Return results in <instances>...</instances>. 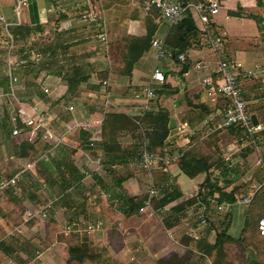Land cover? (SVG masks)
<instances>
[{"label":"crops","instance_id":"obj_1","mask_svg":"<svg viewBox=\"0 0 264 264\" xmlns=\"http://www.w3.org/2000/svg\"><path fill=\"white\" fill-rule=\"evenodd\" d=\"M114 1L28 0L17 21L13 13L15 0H0V15L13 22L9 31L15 39L9 59L0 47L5 52L6 67L10 61L12 71L18 77L14 86L17 100L12 110L30 114V107L36 106L43 123L42 127H33L34 130L21 135H10L12 145L15 148L22 141L34 142L39 130L41 139L53 152L52 158L58 162L72 160L85 174L78 187L67 189L58 198L55 196L56 183L52 182L54 185L50 186L43 183L36 173V165L26 169L27 179L23 175L19 180L22 186L19 185L14 192L18 205L22 199L25 208H37L39 206L34 207L29 200V194H46L49 190L53 207L49 211V219L25 222V208L22 210L12 205L11 209L21 215L20 223L14 227L5 215L7 212L0 213V264H65L67 244L58 238L66 237L62 234L64 227L77 221L78 215L71 214L64 203L84 200L80 198L78 188L89 197L85 205L87 218L92 216L103 223L101 230L86 234L88 241L92 248L106 247L120 264L127 263L134 256V251L145 255L144 258L142 254L136 257L139 264L149 263L143 262L144 259L155 264L158 258H168L175 253L187 255V249L211 262V257L205 252L215 239V231H203L198 235L200 227L191 225L188 220L193 209L186 208L179 215L172 209L196 194L206 177V171L198 163L189 162L187 172L182 171L179 167L182 158H208L211 178L219 185H226L227 190L239 186L236 191L238 199L231 203L230 233L233 236L240 234L248 204L244 199L251 194L249 186L255 185L257 174H254L264 168V0L221 2L218 13L208 23L209 31L221 38L216 52L204 44V39L192 41L184 53L185 61L181 63L158 60L156 50L151 46L133 65L131 77L121 76L117 71L122 66L126 38L144 34L145 20L151 17L144 13L131 15L126 7L129 4L124 3L128 0L112 3ZM121 5L125 10L120 9ZM85 13H89L93 20ZM152 19L151 24H156L153 39L164 41L171 26L161 17ZM102 25L105 26L107 49L105 42L98 37ZM225 58L241 63L238 70L244 73L240 75L243 96L248 111L258 119L255 140L241 137L239 127L216 128L223 119L225 104L214 94H207L202 80L212 76L218 62ZM155 66L163 72L162 83L150 80ZM105 70L109 72L110 87L107 90L102 87V80L97 79L98 74ZM5 74L6 68L0 80L4 89ZM69 80L75 83L71 92H68ZM149 82L155 97L150 108L144 110L143 100L137 94ZM44 88L48 89L47 93H44ZM131 88L134 93L128 95ZM104 95H108L109 111L116 109L129 115H140L162 110L168 116L169 132L163 152L173 160L155 167L150 177L143 175L148 183L153 182V178L161 182V192L165 190L167 193L174 187L178 196L157 210L152 208L150 214L139 212L140 217L127 216L120 207L122 196L141 193L142 177L136 173L135 165L137 162L140 166V153L135 156L134 151H129L134 148V141L130 136H124L118 140L125 151L126 162H108L110 153H105L101 144L102 122L96 121L103 115L96 106L101 104ZM43 96L49 101H43ZM60 98L68 100L67 104L62 106V101L57 102ZM68 105H73L72 111L67 109ZM72 120L90 123L84 128L65 132L64 125ZM7 141L5 137L0 138L2 148L7 146ZM110 141L113 142V138ZM259 147L263 151L257 159L253 150ZM11 156L12 153L7 158ZM28 162L31 161L22 162V165ZM247 180H252L250 185H244ZM147 190H142L145 196ZM96 196L98 200H93L92 197ZM4 197L11 202L10 198ZM184 234L192 237L186 246L180 242ZM10 235L12 237L8 238ZM197 244L199 249L194 247Z\"/></svg>","mask_w":264,"mask_h":264},{"label":"trees","instance_id":"obj_2","mask_svg":"<svg viewBox=\"0 0 264 264\" xmlns=\"http://www.w3.org/2000/svg\"><path fill=\"white\" fill-rule=\"evenodd\" d=\"M187 1L189 0H185L184 2ZM197 1L200 0H194L193 2ZM144 14L150 15L151 17L150 19L145 20V33L139 36H130L126 38V51L121 56L122 66L119 68V70L117 68L118 74H120L121 76H131L133 65L135 64V62L145 51H148L151 47V43L156 30V24H151V22L153 21L152 18L160 17V14L156 10L144 12ZM15 28H17V26L14 27L13 31L15 30ZM204 33L205 32H203L192 20L190 14H187L177 23L171 25L170 30L164 39V42L166 48L172 52L174 57H176L180 53L184 54L188 50L192 41L193 43L197 41L201 42V40L203 41L205 37ZM217 37L221 41L220 36L217 35ZM108 73L109 72L107 70L101 71L98 74L99 76L97 77L99 80L107 79L109 77ZM240 77L241 76H239V79ZM212 79L213 82H215V80L217 79V75L213 74ZM74 85L75 83L72 80H69L68 92L72 91V87ZM215 96L217 99L223 100L225 104V108L223 109L224 111L228 106V99L218 92H215ZM42 99L45 102L49 101V98L46 96H43ZM63 99L64 98H60L57 102L62 101ZM10 115L7 118V124L9 126L8 128H10L9 132H7L8 135H11V130L14 128H17L21 131H27L31 128V125L28 123H21L18 120L13 122L12 120H10ZM4 125L5 124L2 125V128L6 131ZM238 131L244 132L245 135L250 136V138L253 140L257 138L255 130L253 132H250L239 127ZM168 132V116L162 110H158L156 112H144L140 115H129L122 111L111 110L105 114L104 119L101 123V144L104 152L110 153L108 162H110L111 164H122L126 162L123 155L125 151L122 150L123 148L119 143V138L124 136L131 137V139L134 141V148L130 149L129 151L135 152L138 145L141 144L142 140L144 142L143 145H145V149L149 153L152 154L158 152V155L164 156L165 153L163 152V147L165 146V140L168 136ZM137 135H139L140 141L136 137ZM111 138H113V142L110 141ZM49 147L50 146L48 145V143L44 142L41 139L40 131L37 132V139L34 142H20L15 147L16 150L14 151V153H12V158H5L6 161L15 163V169L5 178L0 175V182L10 178L18 170L23 169L22 162L33 161L37 159L38 157L42 156L49 149ZM141 152L142 150L140 148L139 153ZM189 162L198 163L200 166H202L206 171V177L200 184L195 195H192L191 197L172 207V209L178 215L186 208H195V206H197L199 203L209 204L212 199H216L219 203L223 201L234 203L235 201H237L238 196L236 195V191L239 186H234L230 190H227L226 185H219L217 180L211 178V175L209 174L211 164L208 158L202 156L199 158H182L179 161V167L182 169V171L187 172V163ZM20 163L21 166H19ZM36 166V173L39 174V176L43 179V183H46L49 186L50 184H52V182L57 184L55 196L58 198L60 194L64 193L67 189L78 187L85 176V174L77 168L72 160L63 159L62 162H58L55 158L52 157H48L47 160L40 158L39 160H37ZM54 168H56L57 170H55ZM25 171L23 175L25 176V179H27ZM56 173L57 176H54ZM154 181L157 180L153 178V184L156 188L157 185L161 186V182L157 181L158 183L156 185V182ZM35 185H38V182H36ZM164 191L165 190L160 193L159 198L157 199L158 206L154 205L155 198L152 200L151 204L153 209H159L165 206L166 204L174 201L178 196L174 187H172L171 190L167 193H164ZM9 193H14V187H7L2 190L0 192V200L2 199V196H6L5 194ZM46 196L48 198V201L53 198L49 192L46 194ZM33 197H36L35 194H29L28 196L29 200L32 202L37 200L36 198V200H33ZM247 197L250 200L246 205L247 208L245 207V209H248L247 211H249V214L246 211L243 225L238 236H233L230 233V226L232 222L231 212L225 214V217L222 220L213 218L214 221L217 220L218 223L222 225L221 230H217L213 228V226H208L206 228V233L210 230L215 231V239L205 252L206 256L211 257V264H232L231 261L226 260V254H228V244H234L238 246L240 251L239 255H242L243 253L245 254V258L242 256L239 257L240 262L238 264H264V234L261 235L257 228L258 220L262 216H264V184L259 186ZM88 198L89 197H85L81 202L72 200L70 202L64 203V206L71 214L78 215L76 222H87L88 219L85 212V205H87ZM143 199L144 198H138V196L124 195L120 198V207H122V211L125 212V215H134L138 217L139 207L141 206ZM37 202H39V200ZM5 215L8 219L10 218V216L11 218H13V227L17 226L21 221L19 220L21 219L20 213L18 211H15L14 209L7 211ZM195 215L196 214L194 211V214L192 216L194 217V220L197 224ZM212 215L213 214L208 217L207 225L212 223ZM252 216H254V223L253 221H251ZM175 220H178L177 216L175 217ZM83 233L84 238H82L79 243L68 244L66 246L67 256L65 259V264H72L73 261L79 264H82L86 261L90 262L91 264H114V259L112 256H110V253L106 247H102L100 249V252L92 255V246L87 239L86 233ZM191 239V235L184 234L182 238H180V242L186 246L190 243ZM186 253V258H190V256L195 255L189 249L186 250ZM170 256V258H158L156 264H162L167 261H171L173 256L174 258L176 257L174 254ZM203 261L207 262L206 259L201 257V259L196 264H204Z\"/></svg>","mask_w":264,"mask_h":264},{"label":"built area","instance_id":"obj_3","mask_svg":"<svg viewBox=\"0 0 264 264\" xmlns=\"http://www.w3.org/2000/svg\"><path fill=\"white\" fill-rule=\"evenodd\" d=\"M223 0H200L197 2L193 1H181V0H138L139 7L143 12H148L151 10H156L159 12L160 17L165 20L170 26L177 23L181 18L185 15L190 14L192 20L194 21V14L198 18L199 25H196L205 32L204 44L213 52H216L220 46L221 41L217 37L216 34L209 31L208 23L210 19L216 15L219 11L220 4ZM28 0H15L13 6V13L17 19L19 20L20 12L23 8L27 7ZM90 18V15H86ZM84 15L83 17L86 18ZM92 19V18H90ZM93 20V19H92ZM195 22V21H194ZM13 25V22L6 20L2 15H0V31L2 35L3 48L6 51V58L9 59V55L13 52L15 47V39L13 35L10 33L9 28ZM98 37L105 42V48L107 49V38L105 26L102 25L101 30L98 33ZM151 46L156 50V58L158 60H177L179 62L185 61L184 54L180 53L176 57L173 56L172 52L166 48L165 42L159 39H153ZM241 66V63L236 62L232 59L225 58L218 62L214 74L217 75V79L213 82L212 76L205 77L202 80V84L205 87L207 94L211 95L215 92L220 93L225 98L228 99V106L223 111V119L220 123L217 124L216 128H230V127H240L250 132L255 130V126L252 125L251 114L247 109L246 101L243 96V89L240 83L239 76L241 74L244 75L243 72H240L238 69ZM13 67L11 66L10 61H7L6 67V86L4 91H0V110L3 108L4 99L3 97H7L9 100H17L15 96L14 86L18 81V77L12 71ZM249 75L251 73L249 72ZM151 81H156L162 83L164 81V75L159 66H155L151 76ZM102 87L107 90L110 87L109 80L104 79L101 81ZM1 86V84H0ZM44 93L48 92L47 88L43 89ZM137 97H140L143 100L144 110H148L150 108V102L155 97V91L149 82L141 91L137 94ZM11 98V99H10ZM21 104L23 102H20ZM110 102L108 99V95L103 96V100L100 105H97V109H101L103 113L102 117L97 119V122H102L105 114L108 112V106ZM30 114L28 112L19 110L18 112L11 113L10 120L13 122L20 121L21 123H28L31 125V130L33 127L35 129L43 126L39 110L36 106L30 107ZM67 109L69 111L73 110V105H68ZM90 123V122H89ZM88 122H78L72 120L70 123H66L64 125L65 132H71L74 129L84 128L89 125ZM29 129V130H30ZM27 130V131H29ZM34 130V129H33ZM39 131V130H38ZM37 131V132H38ZM22 133H26V131H21L17 128L11 130L12 136H18ZM92 145V143H90ZM52 150L49 148L42 156L37 159L26 163L23 166V169L15 172L10 178L0 182V192L7 187H14L17 182L22 178L23 173L26 169L30 168L32 165H36L37 160L40 158L47 160L48 157H52ZM12 158V156L10 157ZM173 159L169 157L167 154L164 156L158 154H151L145 148L140 153V167L144 170L146 176H151V171L162 164H168ZM157 194V188L154 186L153 182H150L149 188L147 190V194L139 207L140 213H152V200ZM195 195V194H194ZM249 198L246 197L244 199L245 203L249 202ZM53 207V201H49L45 203L39 208H26L24 211V221H29L33 218H41L47 216V213ZM231 211V203L229 202H217L216 199H212L209 204L199 203L195 206V218L197 220V224L199 227H203L207 225L208 217L213 214H221L225 215ZM81 226L79 228H76ZM103 227V223L101 220H94L90 222H73L66 226L69 230L71 228H76L77 231L82 230L86 234H92L98 230H101ZM258 231L261 235L264 234V216H262L258 220L257 224ZM39 255V254H38ZM40 264H45V262H41Z\"/></svg>","mask_w":264,"mask_h":264},{"label":"rangeland","instance_id":"obj_4","mask_svg":"<svg viewBox=\"0 0 264 264\" xmlns=\"http://www.w3.org/2000/svg\"><path fill=\"white\" fill-rule=\"evenodd\" d=\"M120 1L124 2V0H120ZM121 2H118V0H116V1H114L112 3H121ZM124 3L129 4V5H126V7L130 10L131 15L134 16V15H140V14L144 13L140 9L139 4L137 3L136 0H133V1L132 0H128V1H125ZM120 7H121L120 8L121 10H125L123 5H121ZM85 14L88 15L89 13H85ZM194 21H195V23L197 25L200 24L199 21H198V18L196 17L195 14H194ZM1 40H2V35H1V32H0V47L3 45V43H1L2 42ZM4 56H5V52H4L3 49L0 48V80L4 77V70L6 68V63H4ZM132 89L133 88H131V91L129 92L128 95H131L132 93H134V91ZM1 90L2 91L5 90L3 86H0V91ZM3 99H4L3 108L0 110V138L1 137H5V138L8 139V141H7V146H5L3 148L1 147V149H0V175L3 176V178H5L7 175H9L15 169V163L14 162H10V161H6L5 158H7L10 153H14V151L16 150V148H14L13 145H12V140L10 138V134L9 135L7 134V132H9V130H10V128H8L9 126L7 124V118L12 113V111H13L12 108L15 107L16 101L15 100H9L5 96L3 97ZM67 101L68 100L62 101V106L66 105ZM3 124H5L4 128H6V131L2 128ZM239 135L241 137H244L247 140L251 139L250 136L245 135L244 132H239ZM136 137L140 141L139 135H137ZM143 143L144 142L141 140V144H139L137 149L135 150V153H134L135 156L139 153L140 148H141V150H143L145 148V145H143ZM253 151H254V155H253L254 158L258 159V158L261 157V153H262L263 149L261 147H259L258 149H255ZM152 154H158V152L157 153H152ZM135 165H136V173L141 175V177H142L141 193H140V195H138V198H145V193L142 190L146 191L149 188L150 181H149V183L147 182V179H145V176L143 175V173H145V172H144V170L142 168H140V166H137V162H136ZM139 165H140V162H139ZM19 166H21V164ZM142 170H143V172H142ZM256 174H257V177H256L255 185L254 186H249V190H248L249 193H252L254 191V189L258 186V184H260V186L264 184V168L261 167V169H258L257 172L254 174V176H256ZM147 178H148V176H147ZM251 181L252 180H249V181L247 180V182L244 183V185H248ZM154 182H156V185H157L158 182L157 181H154ZM147 183H148V185H147ZM19 185H21V183L18 181L17 184L14 186V192H15L17 187H20ZM162 187L163 186L159 187L157 185V194L158 195L156 194V197H154L155 199L153 198L154 201H155V203H154L155 206H158V203H157L158 200L157 199L159 198V195L161 193V188ZM159 189H160V192H159ZM78 190H79L78 194L80 195L81 199L85 198V197H88L86 194L83 193V189L81 190V189L78 188ZM48 192H49V190H47L46 194ZM46 194L42 193L40 195H35L36 197H33V200L37 199L36 201H33L34 203L32 202L34 204V207H36L37 205H41L42 206V204L49 202ZM5 195L8 198H10L11 202H7V199H5V197L3 198V196H2V199L0 200V213L1 212L2 213H6L7 211L12 210L11 209L12 205H15L16 207H18V209L25 208V206H23V203H21L22 199L20 201V205H18V203L16 201V194L15 193H9V194H5ZM92 199L93 200H98V197L97 196L96 197H92ZM38 200H39V202H37ZM41 206H39V207H41ZM39 207H37V208H39ZM29 208L32 209V207H29ZM157 209H155V210H157ZM192 209H193L192 212L189 211L190 215L188 216V220L190 221L191 225L193 224V225H195L197 227L198 225L196 224V222L194 220V217L192 216L194 214L195 208L192 207ZM247 210L248 209H245V212ZM189 212H188V214H189ZM247 213L249 214V211H247ZM48 215H49V212L47 213V216L44 217V220L49 219ZM214 216H215L214 217L215 219L218 218L219 220H222L225 217V215H221V214H217V213ZM33 219L36 220V219H41V218H33ZM87 219H88V222L94 221V218L92 216L90 218H87ZM9 220H10V222H13V218H11V216H10ZM251 221H253V223H254V216H252ZM208 226H213V228H215L217 230H221L222 229V225H220L217 220L214 221V219L212 218V223H210L209 225H206V226H203V227L199 228L198 235L202 234V232L205 231ZM79 227H81V226H78L76 228H79ZM76 228H71V230H69L68 228L64 227V229L62 231V234L66 235V237H64L62 235V237L61 238L59 237L58 240L61 241V239H62L64 241V244H67V245L68 244L79 243L81 241V239L84 238L83 237L84 233H83L82 230L77 231ZM81 229H82V227H81ZM234 229H236V228L234 227ZM89 235H91V234H89ZM9 237H12V235L8 236V238ZM194 247H195V249L196 248L199 249L200 245L197 244V245H194ZM100 249H101V247L91 248L92 255H95L96 253L100 252ZM231 249H233V250H231ZM189 250H191V252H193L195 255L194 256H190V258H186L187 257L186 255H178L177 253H175L174 254L176 256L175 258L173 256L171 261H167V262L162 263V264H196V263H198V261L201 259L202 256H200L199 254L195 253L192 249H189ZM232 251H235V252H234V254L231 255L230 252H232ZM227 253L228 254H226V257H227L226 260L227 261H231L232 264L233 263L238 264L240 262L239 257H241V256L245 258V254L244 253L242 255L241 254L239 255V253H240L239 247L234 245V244H228L227 245ZM141 254L142 253L134 251V256H132L130 258V260L127 261V263L123 262L121 264H139V262L136 261V257L137 256L141 257ZM66 255H67V251H66ZM233 255L235 257H233ZM110 256H111V254H110ZM142 256H143V258L145 257L144 254H142ZM170 257H168V258H170ZM113 259H114L113 260L114 264H120V262L115 257ZM142 261L143 262L144 261L149 262L148 264H152L153 263L150 259L149 260H147V259L145 260L144 259ZM156 261H155V264H156ZM242 262H244V261H242ZM72 264H79V263L73 261ZM82 264H91V263L86 261V262H84ZM204 264H211V262L210 261L209 262L208 261L207 262L204 261Z\"/></svg>","mask_w":264,"mask_h":264},{"label":"water","instance_id":"obj_5","mask_svg":"<svg viewBox=\"0 0 264 264\" xmlns=\"http://www.w3.org/2000/svg\"><path fill=\"white\" fill-rule=\"evenodd\" d=\"M251 121L253 126H258V119L254 114H251Z\"/></svg>","mask_w":264,"mask_h":264}]
</instances>
